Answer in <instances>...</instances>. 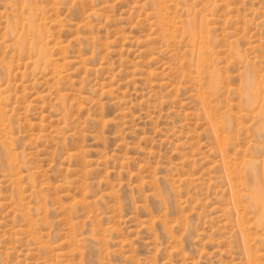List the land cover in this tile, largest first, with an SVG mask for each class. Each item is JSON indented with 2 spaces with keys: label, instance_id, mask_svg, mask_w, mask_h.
<instances>
[{
  "label": "rangeland",
  "instance_id": "1",
  "mask_svg": "<svg viewBox=\"0 0 264 264\" xmlns=\"http://www.w3.org/2000/svg\"><path fill=\"white\" fill-rule=\"evenodd\" d=\"M0 264H264V0H0Z\"/></svg>",
  "mask_w": 264,
  "mask_h": 264
}]
</instances>
